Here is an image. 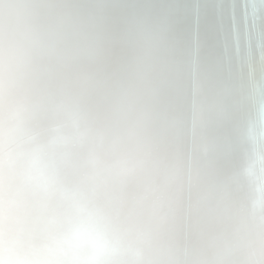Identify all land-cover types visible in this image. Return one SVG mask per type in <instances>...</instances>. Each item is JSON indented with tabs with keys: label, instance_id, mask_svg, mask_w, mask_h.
<instances>
[{
	"label": "clouds",
	"instance_id": "1",
	"mask_svg": "<svg viewBox=\"0 0 264 264\" xmlns=\"http://www.w3.org/2000/svg\"><path fill=\"white\" fill-rule=\"evenodd\" d=\"M250 4L255 16L264 0ZM164 39L160 18L125 0H0V264H152L137 221L167 175L191 176L205 211L230 210L226 264H264V97L228 148L222 201L224 101L211 88L193 99L188 156L165 141Z\"/></svg>",
	"mask_w": 264,
	"mask_h": 264
},
{
	"label": "bare ground",
	"instance_id": "2",
	"mask_svg": "<svg viewBox=\"0 0 264 264\" xmlns=\"http://www.w3.org/2000/svg\"><path fill=\"white\" fill-rule=\"evenodd\" d=\"M125 6L149 11L165 29L154 107L166 142L188 156L186 120L193 99L208 88L223 99L224 151L213 166L223 182L219 198L226 202L228 148L264 97L259 88L264 82V7L253 16L250 0H125ZM152 187L166 195L152 200V214L137 221L152 264H199L212 257L226 264L227 253L216 250V239L227 227L230 210L205 211L204 192L189 175L182 181L158 176ZM128 196L138 199L141 193L133 185Z\"/></svg>",
	"mask_w": 264,
	"mask_h": 264
}]
</instances>
